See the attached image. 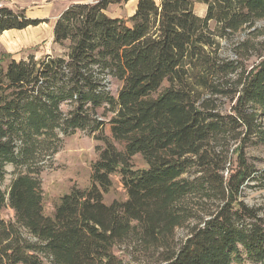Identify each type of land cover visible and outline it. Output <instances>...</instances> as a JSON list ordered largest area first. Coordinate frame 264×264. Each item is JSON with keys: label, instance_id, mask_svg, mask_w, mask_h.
Masks as SVG:
<instances>
[{"label": "trees", "instance_id": "trees-1", "mask_svg": "<svg viewBox=\"0 0 264 264\" xmlns=\"http://www.w3.org/2000/svg\"><path fill=\"white\" fill-rule=\"evenodd\" d=\"M119 2L66 8L63 57L0 51V264H124L118 246L132 264H264V207L246 202L264 188L247 153L264 149V0H201L205 17L195 0H138L128 20L106 14ZM40 23L0 8V35ZM78 131L104 144L91 186L47 216L35 176ZM7 165L27 172L4 191ZM113 174L127 200L107 205Z\"/></svg>", "mask_w": 264, "mask_h": 264}, {"label": "rangeland", "instance_id": "rangeland-1", "mask_svg": "<svg viewBox=\"0 0 264 264\" xmlns=\"http://www.w3.org/2000/svg\"><path fill=\"white\" fill-rule=\"evenodd\" d=\"M95 0H9L0 5L8 7L13 11L24 10L28 18L39 20L38 26H32L25 30L6 31L0 35V51L8 58L4 63L13 59L15 61L25 60L35 57L36 60L45 57H63L66 49L60 47L54 42V25L62 12L77 2L92 3ZM118 4L109 6L106 14L114 18L128 20L135 14L138 0H119ZM160 1V0H156ZM207 6L201 0H195L194 11L201 17L207 14ZM211 26L214 28L213 24ZM120 84L112 80L110 90L114 96H117ZM67 109V108H66ZM98 115L105 118H111L108 109L101 108ZM104 135L112 138L110 126L106 125L103 131ZM62 137V136H60ZM63 142L60 145L58 153L52 160L46 159L41 162L43 170L35 176L41 183V192L44 198V213L52 217L55 205L61 197L67 195L72 188L86 189L91 186L90 178L92 174V164L97 161L99 149L104 147L102 141L96 140L95 136L85 131H78L73 135L62 137ZM247 150L249 162L254 163L260 170L264 168V149L261 146L249 145ZM133 165L137 169H143L144 160L140 156L133 159ZM22 172L26 173L27 168L16 169L13 165L6 166V178L3 183V190L7 191L11 182ZM113 187L109 193L105 194V203L112 205L115 201L125 202L127 200L126 192L120 181L118 174L112 176ZM255 183L254 185H256ZM246 202L249 205L264 207V188L258 185L248 190ZM14 211L7 207L2 212V218L6 222L15 220ZM183 235L178 231L177 237ZM114 253L124 260V264H132V256L125 252V247L118 246ZM242 264H255L244 262Z\"/></svg>", "mask_w": 264, "mask_h": 264}]
</instances>
